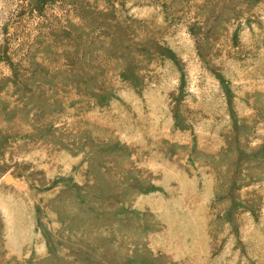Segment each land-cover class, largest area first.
<instances>
[{
	"label": "rangeland",
	"instance_id": "rangeland-1",
	"mask_svg": "<svg viewBox=\"0 0 264 264\" xmlns=\"http://www.w3.org/2000/svg\"><path fill=\"white\" fill-rule=\"evenodd\" d=\"M0 264H264V0H0Z\"/></svg>",
	"mask_w": 264,
	"mask_h": 264
}]
</instances>
